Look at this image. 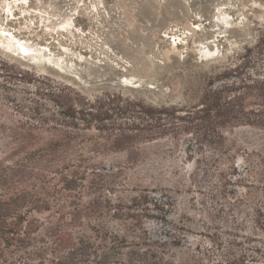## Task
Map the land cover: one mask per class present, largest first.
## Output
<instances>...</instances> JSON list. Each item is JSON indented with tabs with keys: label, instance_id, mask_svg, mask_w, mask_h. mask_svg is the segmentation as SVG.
<instances>
[{
	"label": "trees",
	"instance_id": "trees-1",
	"mask_svg": "<svg viewBox=\"0 0 264 264\" xmlns=\"http://www.w3.org/2000/svg\"><path fill=\"white\" fill-rule=\"evenodd\" d=\"M6 76L33 89L0 103V264H177L171 249L184 238L168 227L153 235L144 223H169L173 200L140 187L124 198L107 178L146 163L148 147L170 139L171 153L185 143L190 180L226 177L245 163L229 133L264 130V39L212 79L193 106L148 104L121 92L91 99L48 75ZM118 154L124 162L109 166ZM249 259L231 264L259 260Z\"/></svg>",
	"mask_w": 264,
	"mask_h": 264
},
{
	"label": "rangeland",
	"instance_id": "rangeland-1",
	"mask_svg": "<svg viewBox=\"0 0 264 264\" xmlns=\"http://www.w3.org/2000/svg\"><path fill=\"white\" fill-rule=\"evenodd\" d=\"M10 35L34 51L9 50ZM263 39L264 0H0V103L33 89L8 80L16 71L48 75L91 99L121 92L148 104L193 106L212 79ZM228 136L245 163L226 177L190 180L185 143L171 153L170 139L149 146L146 163L106 180L124 198L140 187L173 200L169 223H144L153 235L168 227L184 238L171 249L177 264L251 256L264 264V130L241 127ZM4 151L0 142V158ZM124 159L111 155L107 163ZM150 210L160 214L152 204Z\"/></svg>",
	"mask_w": 264,
	"mask_h": 264
},
{
	"label": "bare ground",
	"instance_id": "bare-ground-1",
	"mask_svg": "<svg viewBox=\"0 0 264 264\" xmlns=\"http://www.w3.org/2000/svg\"><path fill=\"white\" fill-rule=\"evenodd\" d=\"M16 1V0H15ZM23 1V0H22ZM27 13V12H26ZM68 21V20H67ZM71 21V20H70ZM65 22L66 24L65 25H62L60 28H61V30H62V32H64V30H69L71 27H72V23L71 22ZM59 28V29H60ZM6 37H7V35H6ZM7 41H8V49L9 50H12V51H15V52H17V51H27L28 52V50L30 51L32 48L29 46V45H27L24 41L22 42L21 40H19L18 38H16L15 36H13V35H10V38L9 39H7ZM33 50V49H32ZM34 51V50H33ZM43 51V50H42ZM30 52H32V51H30ZM30 52H29V54H30ZM39 53H41V52H39ZM212 53V52H211ZM210 54V53H209ZM19 55V54H18ZM20 55H22L21 53H20ZM19 55V56H20ZM28 55V54H27ZM24 56V55H23ZM25 56H26V53H25ZM46 56V55H45ZM48 57H50V56H47V58ZM209 58H211V57H209ZM62 59V58H61ZM60 60V59H59ZM60 62V61H59ZM63 63V62H62ZM58 64V63H57ZM125 81H127V80H125Z\"/></svg>",
	"mask_w": 264,
	"mask_h": 264
},
{
	"label": "water",
	"instance_id": "water-1",
	"mask_svg": "<svg viewBox=\"0 0 264 264\" xmlns=\"http://www.w3.org/2000/svg\"><path fill=\"white\" fill-rule=\"evenodd\" d=\"M124 83V82H123Z\"/></svg>",
	"mask_w": 264,
	"mask_h": 264
}]
</instances>
